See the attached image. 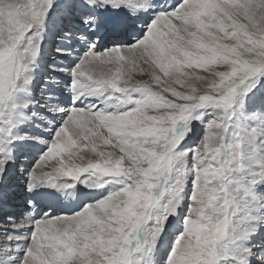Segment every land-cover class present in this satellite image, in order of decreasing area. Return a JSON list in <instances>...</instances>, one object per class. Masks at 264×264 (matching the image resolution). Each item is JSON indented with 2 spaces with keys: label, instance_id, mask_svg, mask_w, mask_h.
I'll return each instance as SVG.
<instances>
[{
  "label": "snow or ice",
  "instance_id": "obj_1",
  "mask_svg": "<svg viewBox=\"0 0 264 264\" xmlns=\"http://www.w3.org/2000/svg\"><path fill=\"white\" fill-rule=\"evenodd\" d=\"M14 184L0 264H264V0H0Z\"/></svg>",
  "mask_w": 264,
  "mask_h": 264
},
{
  "label": "rangeland",
  "instance_id": "obj_2",
  "mask_svg": "<svg viewBox=\"0 0 264 264\" xmlns=\"http://www.w3.org/2000/svg\"><path fill=\"white\" fill-rule=\"evenodd\" d=\"M58 39V38H57ZM75 47H79V45H75ZM48 48L50 49V50H52L53 49V43H52V40L50 39L49 40V43H48ZM53 54H54V52H53ZM50 58V57H49ZM57 59H63L62 57H59V56H57L56 57ZM65 62H67V61H65ZM9 192H10V194H11V196H10V199H9V202H8V204L7 205H0V224H2L3 223V221L6 219V216H5V212H10L9 210L10 209H8V207L9 208H13L15 205L17 206V207H19L17 210H16V212H15V214H20V213H22V210L23 209H25V204H24V196L22 195V194H20V192H19V188L14 184L13 185V187L12 188H10V190H9ZM81 199H86V197H81ZM74 203H75V205L77 204V202L76 201H74ZM21 206V207H20ZM70 206H71V204H70ZM72 207V206H71ZM72 208H70V209H65V208H59V209H57V211H60V210H63V211H70ZM24 211V210H23ZM12 212H13V210H12ZM14 213V212H13Z\"/></svg>",
  "mask_w": 264,
  "mask_h": 264
},
{
  "label": "bare ground",
  "instance_id": "obj_3",
  "mask_svg": "<svg viewBox=\"0 0 264 264\" xmlns=\"http://www.w3.org/2000/svg\"><path fill=\"white\" fill-rule=\"evenodd\" d=\"M10 196H11V194H10ZM70 204H71V206H70ZM77 206V204L75 205V203H74V201H68V200H65V201H61L58 205H54V207L56 208V209H59V208H65V209H70V208H74V207H76ZM21 207V206H20ZM19 207H17L16 205L13 207V208H9L8 207V209H10L9 211L11 212V213H15L16 212V210L18 209ZM12 210H13V212H12ZM24 210V209H23ZM23 210H22V212H23ZM47 210V209H46Z\"/></svg>",
  "mask_w": 264,
  "mask_h": 264
}]
</instances>
